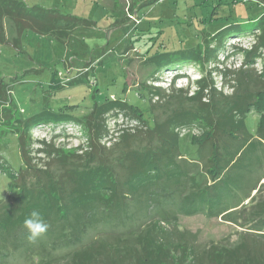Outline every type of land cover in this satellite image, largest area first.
I'll use <instances>...</instances> for the list:
<instances>
[{
	"label": "trees",
	"instance_id": "16d2710c",
	"mask_svg": "<svg viewBox=\"0 0 264 264\" xmlns=\"http://www.w3.org/2000/svg\"><path fill=\"white\" fill-rule=\"evenodd\" d=\"M4 20L15 31L13 47H19L26 31L68 41L79 28L95 27L93 21L58 9L0 0V45L8 42ZM247 35H253L255 42L249 50L234 47L223 56L224 60L240 56L239 68L215 66L228 39ZM211 40L195 47L164 44L147 58L158 74L189 65L205 69L192 95L174 86L168 95L161 87H147L163 108L155 115L151 103L147 111L151 120L145 121L138 106L120 101L95 104L82 117L65 109L53 112L45 105L31 118L15 120L23 167L14 172L5 163L1 166L17 194L0 198V263L22 253L25 258L41 257L43 264H264V248L249 246L245 238L232 248L210 246L204 252L206 262L192 261L186 254L192 255L194 249L175 241L184 235L196 238L175 226L179 216L205 215L245 226V234L264 243V200H257L264 186V64L259 76L252 72L258 59L264 62V16L228 18ZM57 75L52 74V87H59ZM8 87L0 80V101H8ZM116 109L141 121L119 142L105 121ZM252 111L261 116L256 133L246 124ZM81 125L89 138L86 152L60 149L58 136L38 142L42 148L36 152L47 162L32 157L33 131ZM193 126L202 134L191 139L196 150L188 160L179 130ZM107 140L109 147L104 144ZM196 168L201 171L194 174ZM246 200L249 206L243 205ZM32 212H39L49 225L35 242L28 240L24 227ZM167 225L175 228L174 233Z\"/></svg>",
	"mask_w": 264,
	"mask_h": 264
},
{
	"label": "rangeland",
	"instance_id": "374dc122",
	"mask_svg": "<svg viewBox=\"0 0 264 264\" xmlns=\"http://www.w3.org/2000/svg\"><path fill=\"white\" fill-rule=\"evenodd\" d=\"M22 1L30 6L58 9L65 14L93 21L95 27L79 28L68 41L26 31L19 47H13L16 34L10 22L4 20L9 43L0 45V80H4L10 88H7L8 101H0V167L5 163L14 172L23 167L17 130L14 128L15 120L31 118L41 112L45 105L53 112L65 109L73 116L82 117L89 114L95 104L101 105L106 101L138 106L146 114L145 121L151 120L147 113L150 104L155 106V115H160L163 108L161 99L151 97L147 87H161L168 95L174 86L192 95L196 90L194 83L201 78L200 71L205 69L189 65L158 74L153 65L146 63L147 58L164 44L168 48L210 44L212 36L228 18L253 20L264 16V0ZM254 43L253 35L228 39L220 54V63L215 66L220 64L218 68H221V64H225L227 68H239L242 64L240 56L229 60H224L223 56L230 54L234 47L249 50ZM263 64L258 59L253 74L259 76ZM54 73H58L56 84L59 87L50 85ZM177 76L179 78L175 79ZM153 77L159 79H151ZM78 79L80 81L71 84ZM215 81L223 89L221 77L217 76ZM261 84H264V80ZM225 91L231 93L228 87ZM131 117L127 111L116 109L109 112L105 116L108 131L114 133L123 129L133 133L135 128L141 126V121ZM260 118L259 112L257 114L255 111L247 116L246 124L251 133H256ZM193 127L181 137V150L188 160L192 159L196 150L191 139L199 138L202 134L197 126ZM58 136L62 138L56 140V145L62 150H88V133L83 126L73 130L63 128L60 132H55L53 127H44L32 132V157L40 159V163L47 162L42 153L36 152L42 148L38 142L53 141ZM120 136L116 142H119ZM199 171L201 168H196L193 173ZM3 172L4 168L1 167V199L17 194L13 181L4 176ZM201 175L206 177L203 171ZM261 184H264V179ZM257 200H264V186ZM249 201L246 200L243 205H248ZM175 226L186 234H196L195 239L189 235L178 237L185 239H175L177 242L184 241L188 249H194L192 255L186 254L193 258L192 261L203 259L206 262L204 252L210 246L232 248L243 238L249 246L259 245L264 248L260 240L245 234L247 227L228 222L222 216L213 219L205 215L179 216ZM166 229L172 233L175 230L169 225ZM40 260L41 257L25 258L20 253L0 264H43Z\"/></svg>",
	"mask_w": 264,
	"mask_h": 264
},
{
	"label": "clouds",
	"instance_id": "9594fccd",
	"mask_svg": "<svg viewBox=\"0 0 264 264\" xmlns=\"http://www.w3.org/2000/svg\"><path fill=\"white\" fill-rule=\"evenodd\" d=\"M24 227L29 231L28 240L35 242L41 235L46 233L49 225L39 212H32L31 216L25 219Z\"/></svg>",
	"mask_w": 264,
	"mask_h": 264
},
{
	"label": "built area",
	"instance_id": "2783aa9c",
	"mask_svg": "<svg viewBox=\"0 0 264 264\" xmlns=\"http://www.w3.org/2000/svg\"><path fill=\"white\" fill-rule=\"evenodd\" d=\"M156 87H158V86H156ZM126 118H129V117H126ZM136 122V121H135ZM51 127V126H50ZM44 128V127H43ZM42 128V129H43ZM49 128V127H48ZM138 128V127H137ZM137 128H135L133 131H135ZM63 128H61V129H59L58 131L60 132L61 130H62ZM64 129H68V128H64ZM74 129V128H73ZM73 129H70V130H73ZM77 129V128H76ZM189 130H191V129H181V130H179V133L181 134V137L185 134V133H187V132H189ZM38 131V130H37ZM124 132H130V131H125V130H123V129H121V130H118V131H115L114 133L113 132H110L111 133V135L112 134H114L116 137H118V136H120L122 133H124ZM62 138V136L61 137H59V138H57V139H61ZM56 139V140H57ZM49 141V140H48ZM106 146H111V141L109 140H107L105 143H104Z\"/></svg>",
	"mask_w": 264,
	"mask_h": 264
},
{
	"label": "crops",
	"instance_id": "0c3cea01",
	"mask_svg": "<svg viewBox=\"0 0 264 264\" xmlns=\"http://www.w3.org/2000/svg\"><path fill=\"white\" fill-rule=\"evenodd\" d=\"M184 158H186L185 156H184ZM187 159V158H186Z\"/></svg>",
	"mask_w": 264,
	"mask_h": 264
}]
</instances>
